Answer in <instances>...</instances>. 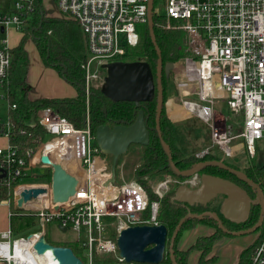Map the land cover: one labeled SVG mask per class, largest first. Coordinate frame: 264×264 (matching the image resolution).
Wrapping results in <instances>:
<instances>
[{
    "label": "built area",
    "instance_id": "built-area-1",
    "mask_svg": "<svg viewBox=\"0 0 264 264\" xmlns=\"http://www.w3.org/2000/svg\"><path fill=\"white\" fill-rule=\"evenodd\" d=\"M149 1L57 0L60 16L76 21L86 35L83 91L88 103L94 88L108 86L107 66L121 61L128 48L139 45L138 26L148 25ZM7 5V9L0 5V89L3 93L0 102H7L2 88L12 62L11 29L23 33L25 17L33 12L35 0H10ZM166 19L179 22L186 33L187 54L177 74L176 102L190 111L191 116L185 119H199L208 126L212 147L222 154L220 161L226 163L225 159L234 158L237 153L234 145L239 141L238 149H244L254 159L259 143H264V0H166ZM38 120L46 129L48 140L42 143L29 164L11 144L7 150L0 149V169L10 182H15L33 175L34 169L40 166L53 169L42 162L43 156L69 173L74 161L75 171L81 174H72L78 180L75 201L72 204L51 201L37 208H28L25 204L21 209L37 218L39 229L30 237L16 239L11 229L0 233V264L36 262L40 255L35 245L41 237H46L49 224H57L78 236L79 250L88 264H136L127 263L121 257L118 238L123 230L131 227L160 225V200L169 192L171 181L163 180L152 186L157 200L151 202L147 188L137 180L122 179V183H117L122 173L118 176L116 169L114 176L113 157L95 145L89 116L84 129L76 128L52 108L42 110ZM10 131L11 122L0 117V136L10 138ZM48 145H53L49 153ZM201 154L204 157L211 153ZM168 177L180 180L172 175ZM183 182L196 189L201 177L195 175ZM22 187L25 186H17ZM261 188L264 202V180ZM253 193L254 196L247 195L245 199L261 206L262 197L255 190ZM36 200L33 202L37 203ZM259 224L249 264H264V215ZM23 243H31V247L24 249ZM109 256L117 262H104ZM53 261L58 264L54 257Z\"/></svg>",
    "mask_w": 264,
    "mask_h": 264
},
{
    "label": "trees",
    "instance_id": "trees-1",
    "mask_svg": "<svg viewBox=\"0 0 264 264\" xmlns=\"http://www.w3.org/2000/svg\"><path fill=\"white\" fill-rule=\"evenodd\" d=\"M42 2L43 0H35L33 12L28 13L25 17L23 26L24 37L21 39L22 42L11 50V67L8 78L2 88L8 103L7 118L11 122L10 144L17 149L18 154L29 164L42 143L48 137L46 129L39 124L38 120L39 113L45 108H52L61 117L72 122L78 129H84L86 127L87 117L89 116L94 135L97 128L100 126L114 128L117 124H124L126 126L133 125L137 120L139 111L143 109L146 115V125L150 129L151 141L150 145L147 147L140 146L143 148L142 161L135 170L134 179L147 188L151 202L157 200V197H155L152 192V187L147 183L149 179L145 181L144 178L162 180V178L171 176L167 154L163 150L159 137L154 130L157 118V99L151 103L142 104L140 108L136 107L134 103H115L106 97L105 92L108 87L106 86L94 88L92 90L89 104L91 107L89 110H86L87 100L86 97H84L85 93H83V64L87 57L86 35L76 21L49 16ZM165 22L166 16L158 15L155 12L154 33L157 45L162 53L164 66L166 67L168 64H175L176 61L182 59L186 55V47L184 43V34L181 31L182 28H179L180 23L171 21L170 23L173 29H167L164 26ZM144 26L145 29L141 34L139 45L135 48H128L126 55L120 60L122 62H146L155 74L158 56L153 44L150 29L148 25ZM26 36H30L34 40L44 64L55 69L66 82L77 89L78 96L76 98H44L35 100L29 98L31 87L27 82V77L30 69V59L25 46ZM163 84L165 89V103L161 116L160 128L162 138L170 149L176 166L182 171H187L193 169L198 163L203 161H220L221 158L213 154H207L202 158L197 156H191L190 158L182 157L184 153L177 147L174 123H172L167 116L166 104L168 96L165 73L163 74ZM94 143L97 146L96 141ZM124 156L125 155H122L119 158L117 167L121 165V160ZM227 165L231 168H235L230 164ZM245 172L251 180L260 187H263V167L258 168L256 166H249L246 168ZM205 173L230 181H232L231 177H234V175L230 174L228 171L216 167L207 168ZM0 175H2L1 172ZM31 178H33V176L30 175L22 181L24 182ZM22 181L10 182L6 177L0 178V202L10 201L14 203L15 197L13 191L17 186L24 184ZM23 189L25 188H19L18 191ZM175 192L176 188L170 190L160 200V210L158 214L159 224L166 226L169 232L168 246L169 240L181 219H183L189 211L198 215L202 211V208H204L202 205L189 208L175 202L173 200ZM149 214L150 211L148 210L147 215ZM12 216L15 218L35 217L33 214L21 215L18 211H15ZM198 225L210 226L216 228L217 231L212 236L199 238L195 245L189 249L180 250L178 248V243L183 232L193 229ZM218 226L216 219L212 216L188 220L183 225L175 242L174 251L177 264H189V256L194 250L201 252L199 264H208L211 262L212 260L208 261L206 257L212 250L214 243L223 234V231L219 230ZM250 226L249 223L245 228L248 229ZM54 242L53 245L55 246L69 247L74 251V248L68 245V242L58 240ZM252 250L253 248L244 251L241 256L240 264L250 263ZM163 264H172L168 251L165 254Z\"/></svg>",
    "mask_w": 264,
    "mask_h": 264
},
{
    "label": "water",
    "instance_id": "water-1",
    "mask_svg": "<svg viewBox=\"0 0 264 264\" xmlns=\"http://www.w3.org/2000/svg\"><path fill=\"white\" fill-rule=\"evenodd\" d=\"M154 4L155 0L149 1L148 27L153 39V44L158 56L156 74L146 62H115L107 66V84L105 95L115 103L129 102L136 107H141L144 103H151L157 99V119L154 129L159 137L160 144L168 157V167L171 175L180 179H189L195 175H201V184L198 188L192 189L188 186H180L176 189L173 200L186 207L208 206L219 196L224 200L221 205L220 215L227 221L241 225L249 221L252 207L255 206L252 199L246 200L247 191L237 183L215 177L205 173L210 167L220 168L234 175L239 181L255 190L262 197V216L264 215V202L262 188L251 180L244 172L231 168L226 163L218 160L203 161L190 171L180 170L173 161L171 151L162 138L160 121L165 103V89L163 84L164 63L162 53L157 45L154 33ZM173 64H168L166 68H172ZM156 80V81H155ZM95 141L98 148L113 157L112 172L115 176L117 163L122 155H125L133 145L149 146L151 137L150 129L146 125V115L143 109L138 113L137 120L131 126L117 124L114 128L100 126L95 132ZM42 162L46 166L53 168L52 195L54 204H72L75 201L78 180L65 170L60 164H51L48 156L42 157ZM5 177V173L0 170ZM47 193L44 188L26 189L16 196L18 207L21 209L25 204H29L40 196ZM220 215L217 213H204L195 215L192 212L181 219L173 235L169 240V232L166 226H137L125 229L118 238L120 255L127 263L136 264H163L165 254L169 253L172 264H177L175 259V242L183 225L191 219H201L205 216H212L218 222V228L226 234L233 236H243L256 232L261 224L252 227L250 230L231 232L221 224ZM62 232L66 228L60 227ZM31 236V235H30ZM29 236V237H30ZM38 255L44 256L51 253L58 264H84L82 260L69 247L55 246L47 242L46 237H41L35 245Z\"/></svg>",
    "mask_w": 264,
    "mask_h": 264
},
{
    "label": "rangeland",
    "instance_id": "rangeland-1",
    "mask_svg": "<svg viewBox=\"0 0 264 264\" xmlns=\"http://www.w3.org/2000/svg\"><path fill=\"white\" fill-rule=\"evenodd\" d=\"M10 0H0V5L3 8H6L9 4ZM57 0H43V6L44 9L47 11V13L52 16L54 15V18H60L62 17H55V15L58 14L57 9ZM1 8V10L3 9ZM154 10L158 15L166 16V0H155L154 4ZM65 19V18H64ZM171 21H168L166 19V22L164 26L167 29H173V26L170 23ZM170 23V24H169ZM181 24L179 28L181 29ZM145 29L144 25L138 26V31L140 34H142L143 30ZM13 30V29H11ZM184 34V43L186 39V33L181 30ZM11 33V32H10ZM22 38L24 37V33L21 34ZM26 44L25 46H28L30 51V63H31V76L30 81L32 84V87L35 89H38L41 96H53L57 94H61L63 92V89L66 88L67 90L70 88V85L68 82H66L61 76L60 78H57L54 74H46L43 73L42 67L39 65V57L36 51L33 50L31 43H34V40L30 36L25 37ZM18 41V37L12 35L11 38V44L16 43ZM22 40L20 41V43ZM19 43V44H20ZM35 44V43H34ZM187 54V53H186ZM186 56V55H185ZM185 56L176 61L175 65H173V71L172 68H166L165 67V75H166V81H167V96L168 101L166 105V111L167 116L171 120L172 123H174V130L175 135L177 139V147L182 151L184 154H182L183 158H190L191 156H197L202 158V154L206 151H209L211 154L223 158L221 152L217 149L212 147L211 139H210V130L208 126L202 122L199 119H192L190 120H181L182 117L189 118L191 116L190 112L185 110L182 107H179L178 101V93H177V83H178V75L179 72L182 70V60L185 58ZM37 58V59H36ZM42 59V58H41ZM43 61V60H42ZM44 63V62H43ZM45 65V64H44ZM46 66V65H45ZM47 68H50L46 66ZM53 69V68H50ZM55 70V69H53ZM56 71V70H55ZM57 72V71H56ZM72 86V85H71ZM74 87V86H72ZM73 89H76L75 87ZM77 90V89H76ZM84 90V89H83ZM84 93V91H83ZM2 91L0 89V95H2ZM84 97L86 95L84 94ZM59 98V97H57ZM87 100V97H86ZM172 100H175L172 101ZM91 101V99H90ZM87 102L86 103V110L91 105ZM88 106V107H87ZM7 112H8V103L6 101L0 102V117L3 118V120L7 119ZM169 113V114H168ZM170 115V116H169ZM239 131L236 129L235 133H238ZM48 140V139H47ZM239 145H241V141L237 142L234 145V148L237 149V153L235 154L234 158L232 159H225V162L227 164H230L237 168V170L244 172L246 168L249 166H256L258 168H261L264 166V143H259V149L257 156L254 159H251L247 152L243 149L240 151ZM42 146V145H41ZM40 146V148H41ZM39 148V149H40ZM142 153L143 148L138 145H133L129 148L128 152L125 154V156L121 160L120 168L117 167V174L119 176V173H122L120 178H117V183H122L123 180L125 182H132L135 181V170L137 166L142 161ZM207 155V154H206ZM110 159L112 157L110 156ZM201 163V162H200ZM199 164V163H198ZM197 164V165H198ZM190 171V170H187ZM71 174L74 175H81L80 172L72 170L70 171ZM33 178L27 179L24 182L22 181V186H25L26 189H32V188H44L47 190V195L42 198L40 201L36 200L37 203L45 204V203H51L53 201V195H52V176H53V169L45 166H40L34 169V174L31 175ZM263 176V175H262ZM201 177V175H200ZM123 179V180H122ZM147 182L149 186H154L161 181H171L169 184V191L176 188L178 189L180 186H186L183 182V179L177 180L171 177L162 178V180L158 179H150ZM166 179V180H165ZM151 182V183H150ZM18 189L15 188L13 193L16 201V196L18 195ZM22 190H20L21 192ZM221 200L217 199L215 200L210 206H208L206 209L211 211H218L221 207ZM21 212L27 213L26 210L21 209ZM14 225L15 228L18 230V232L21 233V235L18 236H25L28 237L30 233L37 231L39 229V221L37 218L29 216L24 218H14ZM190 230V229H189ZM249 238H251V243L254 241L255 237L254 234L246 235ZM15 238V237H14ZM201 238V237H200ZM247 238V237H246ZM46 239L49 243L52 245L55 243L54 241H62V242H68L70 246L74 248L75 254L82 260L84 264H88V260L85 258L84 254L79 250V244L78 236L73 233L72 231L62 232L57 224H49L47 225V236ZM222 258V257H221ZM221 264H225L226 260L228 261V256L222 258ZM104 262H117V260H112L110 256L108 259L104 260ZM219 260L216 259L214 264H218Z\"/></svg>",
    "mask_w": 264,
    "mask_h": 264
},
{
    "label": "crops",
    "instance_id": "crops-1",
    "mask_svg": "<svg viewBox=\"0 0 264 264\" xmlns=\"http://www.w3.org/2000/svg\"><path fill=\"white\" fill-rule=\"evenodd\" d=\"M5 9H7V8H5ZM58 16L61 17L59 13L57 15H55V17H58ZM51 17H54V15H52ZM62 19H64V18H62ZM12 35L18 37V41L16 43L13 42V45H12L13 47H16L20 43L22 35L20 33H17L15 30H11V37H12ZM31 46H32L33 50L36 51L38 56H40V53H39L36 45L34 43H31ZM26 49L28 51L29 59H30V51H29L28 46H26ZM39 59H40L39 65L42 67L43 73L54 74L57 78H60V75L58 72H56L53 69L47 68L44 65L41 57H39ZM31 66L32 65L30 63V69H29V73H28V77H27V82H28L29 86L31 87V91L29 94V98L31 100L44 99V98L45 99H55V98L58 99L57 97H59L61 99L76 98L78 96V91L76 89H73L74 87H72L71 85H70V88L68 90L66 88H64L63 92L61 94H57V95H53V96H41L39 90L32 87V84L30 81L31 80L30 76H31V71H32ZM7 115H8V112H7ZM186 119L183 117L181 118V120H183V121ZM9 145H10L9 138L4 137V136H0V149L7 150ZM15 211L20 212L21 215H29L28 213L21 212V209L18 207V204L15 201H14V203H11L10 201L0 202V233L6 232L9 229H11L13 231V234H14L13 237H15V239L16 238H24L25 236L16 237L17 235H21V233L18 232V230L15 228V225H14V218L15 217L12 216V214H14ZM59 229H60V227H59ZM248 229L250 230L252 228L250 227ZM248 229H245V230H248ZM216 231H217L216 228H213L210 226H205V225H198L193 229L186 230L182 234V237L178 243V248L180 250H187L190 247H192L193 245H195V243L197 242V240L200 237L212 236L215 234ZM241 231H243V230H241ZM236 232H238V231H236ZM250 234H254V237H255V239H254V241H252V243H251V238H249L246 235L233 236V235L226 234L223 231V234L214 243L212 250L210 251V253L206 257V260H208V261L212 260L208 264H214L216 259L219 260L218 264H221V262L223 261L222 258L226 257V256H228V261L226 260L225 264H240L241 256L244 253V251L253 248L256 241H257L258 231L254 232V233H250ZM247 235H249V234H247ZM46 236H47V232H46ZM200 258H201V252L194 250L191 252V254L189 256L188 263L189 264H199Z\"/></svg>",
    "mask_w": 264,
    "mask_h": 264
},
{
    "label": "flooded vegetation",
    "instance_id": "flooded-vegetation-1",
    "mask_svg": "<svg viewBox=\"0 0 264 264\" xmlns=\"http://www.w3.org/2000/svg\"><path fill=\"white\" fill-rule=\"evenodd\" d=\"M165 67V66H164ZM165 73V68H164V72H163V74ZM156 74V73H155ZM167 78V77H166ZM156 81V80H155ZM157 108V107H156ZM157 119V118H156ZM156 128V127H155ZM244 173L246 174V172L244 171ZM236 177L234 176V177H231V179H232V181H234L235 183H237L239 186H241L243 189H245L246 191H247V193H248V195L249 196H254V193H253V190H252V188H250V187H248L246 184H244L243 182H241V181H239L237 178L235 179ZM217 199H220L221 200V204L223 203V200H224V197L223 196H219V197H217ZM217 199H215V200H217ZM214 200V201H215ZM213 202V201H212ZM211 202V203H212ZM210 203V204H211ZM210 204H208V206H210ZM220 204V205H221ZM208 206H205L206 208L208 207ZM202 208V211L200 212V214H198V215H202V214H204V213H217V214H219L220 215V211H221V207L219 208V210L218 211H211V210H207L206 208ZM262 208H261V206H253L252 207V210H251V214H250V218H249V221L247 222V223H245V224H241V225H235V224H233V223H231V222H229V221H227L225 218H223L221 215H220V222H221V224L224 226V228L226 229V230H228V231H233V232H236V231H241V230H243V231H246L245 229V226L246 225H249V223H250V227L252 228V227H254V226H257L258 224H259V222L261 221L262 222ZM214 218V217H213ZM217 224H218V222H217ZM249 230V229H248Z\"/></svg>",
    "mask_w": 264,
    "mask_h": 264
},
{
    "label": "bare ground",
    "instance_id": "bare-ground-1",
    "mask_svg": "<svg viewBox=\"0 0 264 264\" xmlns=\"http://www.w3.org/2000/svg\"><path fill=\"white\" fill-rule=\"evenodd\" d=\"M52 146L53 145H48L47 146L48 153L51 151ZM70 167H71L72 170H76L77 169L76 164L74 163V161L71 162ZM37 188H40V187H37ZM24 190L25 189H23L22 191H24ZM21 192L20 191L18 192V196L21 194ZM46 195H47V193L42 195V196H40L39 198L42 199ZM39 204L40 203L37 204V203L31 202V203L27 204L26 207H28V208H37V207H39ZM30 247H31V243H23V245H22V248H24V249H29ZM24 258H25V256H24ZM37 259H36V262H32V264H54L53 256L51 255V253H49L46 256H39Z\"/></svg>",
    "mask_w": 264,
    "mask_h": 264
}]
</instances>
